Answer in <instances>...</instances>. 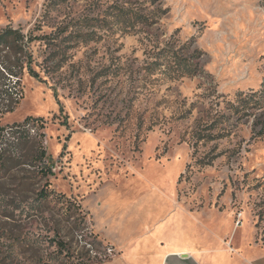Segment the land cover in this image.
<instances>
[{"label":"rangeland","instance_id":"rangeland-1","mask_svg":"<svg viewBox=\"0 0 264 264\" xmlns=\"http://www.w3.org/2000/svg\"><path fill=\"white\" fill-rule=\"evenodd\" d=\"M9 25L41 26L37 35L64 27L71 38L62 69L26 76L0 126L45 120L51 189L87 213L89 229L66 240L74 262L119 264L100 209L120 198L115 221L155 187L165 213L203 215L239 264H264V0H0V29ZM174 57L196 72L178 73ZM14 182L0 195V262L21 224L16 232L55 250L46 238L58 217L15 195Z\"/></svg>","mask_w":264,"mask_h":264},{"label":"trees","instance_id":"trees-1","mask_svg":"<svg viewBox=\"0 0 264 264\" xmlns=\"http://www.w3.org/2000/svg\"><path fill=\"white\" fill-rule=\"evenodd\" d=\"M41 31V26L28 32L10 25L0 29V120L14 113L23 101L26 76L44 81L42 73L54 76L63 67L66 55L64 45L71 41L70 37L62 38L67 28L58 27L52 34L37 35ZM36 44L40 47L38 56L33 49ZM42 57V62H39ZM174 61L178 73L183 75L194 74L197 70L182 58H175ZM164 75L169 74L166 71ZM44 129L45 120L32 117L22 123L0 126V195L3 196L1 190H4L6 182L15 181V195L25 202L31 200L32 208L52 209L58 218L51 230L52 237L47 236L46 239L55 250L46 252L38 248L37 242L32 241L30 236L16 232V229H21V224L9 230L7 239L12 249L0 264H17L20 257H24L29 264H89L84 260L74 262L75 254L66 241L75 232L89 229L87 213L76 200L51 189L50 178L54 176V169L45 145ZM4 195L10 196L7 192ZM2 201L3 198L0 203ZM91 236L97 241L93 233ZM28 254L30 258L26 257Z\"/></svg>","mask_w":264,"mask_h":264},{"label":"crops","instance_id":"crops-1","mask_svg":"<svg viewBox=\"0 0 264 264\" xmlns=\"http://www.w3.org/2000/svg\"><path fill=\"white\" fill-rule=\"evenodd\" d=\"M170 181L156 180L155 183ZM153 189L154 196L149 197L146 206L141 202L124 210L115 221L111 217L113 203L121 204L120 198L113 194L106 208L100 209L97 224L116 247L119 264L240 263L222 246L219 234L205 230L203 215L190 216L174 208L165 213L162 199L166 197L161 190ZM223 227L230 228L231 225L225 223Z\"/></svg>","mask_w":264,"mask_h":264}]
</instances>
